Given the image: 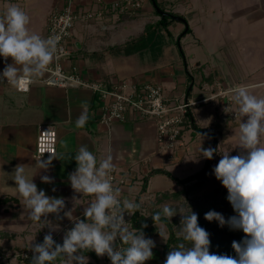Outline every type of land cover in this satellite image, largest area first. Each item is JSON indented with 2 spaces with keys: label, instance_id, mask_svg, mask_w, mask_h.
Listing matches in <instances>:
<instances>
[{
  "label": "crops",
  "instance_id": "crops-1",
  "mask_svg": "<svg viewBox=\"0 0 264 264\" xmlns=\"http://www.w3.org/2000/svg\"><path fill=\"white\" fill-rule=\"evenodd\" d=\"M84 1L77 3L82 5ZM141 1L133 13L115 15L102 22L75 23L67 41L69 54L63 59L65 70L74 67L83 79L102 80L107 85L121 79L157 82L171 102L203 98L189 107L191 120L211 131L215 140L184 122L180 144L175 154L168 156L157 149L151 119L128 114L123 121L101 123L98 94L88 87L47 85L41 81L44 75L34 77L27 91H18L0 82V255L42 242L48 231L53 232L57 242H62L73 219H90L84 217L83 211L93 202L94 194L75 193L68 180L76 167L73 158L80 145H87L98 163L111 155L114 173L126 179L120 186V196L144 198V201L178 191L183 185L165 174L154 173L148 177L146 192L141 194L140 176L153 168H163L180 179L195 173L190 165L193 159L203 160L204 164L206 160L198 151L201 140L202 147L216 146L218 154L221 151H228L230 155L238 153L235 141L239 131L235 129L239 128V119H229L223 110L224 98L205 97L217 87L227 89L240 85L264 97V0H250L244 6L240 0L236 6L230 3L232 0H157L166 11L183 17L185 23L171 18L167 28L160 30V45L155 49L128 54L106 51L139 35L147 23L158 18L152 1ZM64 3V0H0V16L15 5L29 15L30 33L44 37L48 13L61 9ZM6 62L11 63V59L0 61V70ZM234 104L233 99L232 108ZM83 112L88 119L78 128L75 121ZM41 125L53 127L56 135V151L52 154L56 158L47 171L38 169L36 161L48 156H34ZM260 144L264 146L262 137ZM18 164L24 166L26 178L33 177L38 190L42 188L47 195L64 197L63 211H70L71 217L56 220L49 214V225L44 227L30 220V210L13 179ZM45 174L54 178L52 183L41 181L40 176ZM161 223L155 221L145 232L156 243L153 258L145 264H161L162 245L167 238V229ZM85 255L89 257L88 264H106L94 251ZM54 264H60L59 259Z\"/></svg>",
  "mask_w": 264,
  "mask_h": 264
},
{
  "label": "clouds",
  "instance_id": "clouds-1",
  "mask_svg": "<svg viewBox=\"0 0 264 264\" xmlns=\"http://www.w3.org/2000/svg\"><path fill=\"white\" fill-rule=\"evenodd\" d=\"M63 19V18H61ZM67 22V21H65ZM30 17L21 8L12 5L0 16V58L5 61L10 57L11 63H5L0 70V82L14 86L18 91H27L34 77L43 76L53 71L49 66L56 58L59 34L44 38L30 33ZM61 75L60 66L53 71ZM255 85L254 87H259ZM232 98L238 105L239 145L242 149L236 155L225 151L219 153L220 159L212 172L217 180L227 189L226 199L231 204L234 215L227 218L215 210L204 213V218L216 221L219 227L227 225L230 229L241 230L245 235L232 241L235 255L210 252V233L198 223V214L191 207L188 214L178 212L168 204L152 214L153 221L181 214V232L184 241L190 242L186 247L180 243L168 251L163 264H264V146L260 138L264 136V97L249 91L247 86H235ZM211 99V98H210ZM83 112L76 119L78 128L87 121ZM200 136L201 133H199ZM200 147L198 151L203 158L212 159L217 148ZM53 155L36 161L38 169L47 171ZM76 162L74 171L69 173L68 180L75 193L94 194L93 202L84 208L85 218L78 219L72 227L65 230L62 242L53 238L48 231L42 242L32 243L33 253L29 264H88L89 257L85 252L94 251L97 256H107L111 264H145L153 258L156 243L146 236L141 228H130L125 214L129 216L140 209L141 205L134 199L120 198L121 189L115 187L111 172L115 168L111 155L99 163L93 151L87 145H80L73 158ZM23 165L15 167L13 177L25 206L30 210V220L42 227L49 225V214L56 220L71 217L65 209V198L47 195L31 179L26 178ZM45 183H52L53 177L41 175ZM73 199H78L73 196ZM63 211V216L61 212ZM122 242L118 245L117 241ZM126 245V246H123Z\"/></svg>",
  "mask_w": 264,
  "mask_h": 264
},
{
  "label": "built area",
  "instance_id": "built-area-1",
  "mask_svg": "<svg viewBox=\"0 0 264 264\" xmlns=\"http://www.w3.org/2000/svg\"><path fill=\"white\" fill-rule=\"evenodd\" d=\"M64 1L65 3L61 9L51 10L48 13L44 34V38L54 34L61 36L57 45L56 58L49 66L54 71L56 66L59 65L61 75H54L53 71L46 72L41 78V81L44 84L59 87L85 86L97 93L100 100L99 121L106 125H110L114 121H123L128 114H135L141 118L151 119L155 125V140L158 151L166 153L168 156H173L180 144L184 118L189 107L201 101L203 98L195 101L182 98L180 101L171 102L164 94V89L160 83L151 81L137 83L128 79H121L116 83L107 85L102 80H85L79 75L76 68L72 67L70 71L65 70L63 64V59L69 54L67 41L71 36L75 23L102 22L104 19L108 18L109 20L120 13H133V11L141 6L142 1L85 0L82 5H78V0ZM10 59L9 57L7 61ZM0 61L5 60L4 58H0ZM233 88L222 89L217 87L214 93L205 98L210 99L218 96L224 98V112L228 115L229 119L236 121L238 113L231 109V103L233 101L231 90ZM55 151L56 135L54 128L41 125L36 138L34 156L43 158L52 155ZM217 154L214 153L212 160H215V155ZM144 163H147V159H144ZM110 175L115 187L120 188V186L126 183V179L124 177H118L113 170ZM120 198L123 199L121 196ZM134 200H136V197ZM138 214L145 215L142 206L138 210ZM132 216L133 214L130 216L125 214V219L128 221L130 228H136L132 223ZM76 220L78 219H73L70 222L71 226L67 227L66 230L72 227ZM117 244L122 245V242L118 240ZM32 255L31 248L27 247L20 251H14V259L9 261L17 264H25ZM102 258H104L106 264H111L106 255L102 256ZM0 262L6 263L7 261L3 260L0 256Z\"/></svg>",
  "mask_w": 264,
  "mask_h": 264
},
{
  "label": "rangeland",
  "instance_id": "rangeland-1",
  "mask_svg": "<svg viewBox=\"0 0 264 264\" xmlns=\"http://www.w3.org/2000/svg\"><path fill=\"white\" fill-rule=\"evenodd\" d=\"M19 1L21 2V0ZM240 1H243L242 6H244L246 2H250V0ZM236 2H238V0L230 1V3L233 5L235 4V6L237 5ZM181 45L183 46V44ZM233 108L231 107L232 111H236L239 113L238 105L236 103L233 105ZM235 130L239 131V128H236ZM262 138H264V136H262ZM235 142V145H238V147H236L238 152L241 151L242 149L240 148L238 138ZM261 142L263 143V141ZM220 153H222V151ZM215 156V160H212L209 163V171L207 172V175L198 183H193L192 185L187 184L183 186L182 189L180 188V190L178 191L171 192L165 197L155 196L151 199L147 198L148 200L142 201L143 203L141 205L144 208V211L147 216L150 214L152 215L154 212L160 211L161 207L164 204H168L170 207H173L178 212L182 210L183 214H188L189 209L191 207V209L198 214V223L210 233V252L224 254V252L227 251L232 253L234 256L235 251L231 246L232 241H239L245 234L241 230L230 229L227 225H225L224 227H219L216 221L209 222L204 218V213L209 210L218 211L222 213L225 218L235 214L231 204L226 199L227 189L220 183L219 180L216 179L212 172L213 167L217 164L218 160L220 159L219 154ZM202 163L204 164L203 160L201 161L198 158H195L190 163V165L192 166L194 172H196L200 170ZM141 200H144V198H141ZM161 218L165 217L162 215ZM165 219H167L168 223L171 225V228L174 232V236L177 239L176 241L172 242L170 250L176 248L177 245L180 243H184L186 247L190 246V242L184 241L183 234L181 232V214L177 213L176 216ZM161 226L165 230L167 229L163 222L161 223ZM165 235H168V233H165ZM0 256L1 258H3V260L7 262L9 260L14 259L13 253L3 252Z\"/></svg>",
  "mask_w": 264,
  "mask_h": 264
},
{
  "label": "trees",
  "instance_id": "trees-1",
  "mask_svg": "<svg viewBox=\"0 0 264 264\" xmlns=\"http://www.w3.org/2000/svg\"><path fill=\"white\" fill-rule=\"evenodd\" d=\"M155 2L159 8H161L162 10H165V7L160 2H158L157 0H155ZM154 13L158 18L153 22L147 23L145 25L142 33H140L139 35H137L135 37L129 38L128 40L124 41L121 44L108 47L106 49V51H113L116 53L120 52V53L128 54V53L139 51V50H142L145 48L155 49L158 45H160V40H161L160 30L166 29L167 25L169 24V22L172 19L169 16H160L156 11H154ZM122 14H126V13H120V14H118V16L122 15ZM184 122H186L188 126H192L195 130H197L201 133H205L208 136H211L213 138V140H215L214 134L211 131H209L205 128L198 127L191 120V114H190L189 109L187 111V114L185 115ZM213 148H215V147L213 146ZM209 160H212V159L206 158L204 166L199 171H197V172H195L189 176H186L184 178H181V179L174 177L170 172H168L167 170H165L163 168L150 169L146 175H144L140 178V186H141V191H142L141 194L143 192L144 193L146 192L148 177L154 173L165 174L166 176L175 180L176 183L181 184L183 186H185L187 184L192 185L193 183H198L199 181L204 179L205 176L207 175V172L209 169V163H210ZM189 182H191V183H189ZM167 195H169V193H162V194H159L158 196L159 197H162V196L165 197ZM135 201L137 203H139L140 205L143 203V202H141L142 200L140 201V198H138V197H136ZM151 216H152L151 214L148 216L140 215V214H138V210H137L136 212L133 213L132 223H133L134 227H136V228H141L142 225H146V227L143 228V231L145 233L147 231L148 226L155 222L152 220ZM160 220L167 227V233H168L166 241L162 245V251H161V264H163L164 260L166 259V255H167L168 251H170L172 242L176 241L177 239L175 238L174 232L171 228V225L168 223L167 219L161 218ZM89 252L91 253V251H89ZM224 254L233 255L232 253L227 252V251H225ZM30 260L31 259L27 260L25 262V264H29ZM7 264H11V263L8 262Z\"/></svg>",
  "mask_w": 264,
  "mask_h": 264
},
{
  "label": "water",
  "instance_id": "water-1",
  "mask_svg": "<svg viewBox=\"0 0 264 264\" xmlns=\"http://www.w3.org/2000/svg\"><path fill=\"white\" fill-rule=\"evenodd\" d=\"M152 1V4L155 8V11L160 15V16H169L170 18L174 19V20H178V21H181L183 23H185V19L179 15H175L169 11H165V10H162L161 8H159L155 2V0H151Z\"/></svg>",
  "mask_w": 264,
  "mask_h": 264
}]
</instances>
